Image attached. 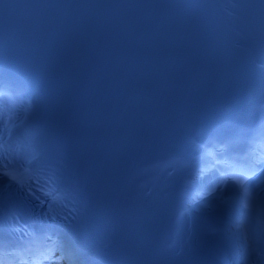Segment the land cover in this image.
Masks as SVG:
<instances>
[{
	"label": "snow or ice",
	"instance_id": "snow-or-ice-1",
	"mask_svg": "<svg viewBox=\"0 0 264 264\" xmlns=\"http://www.w3.org/2000/svg\"><path fill=\"white\" fill-rule=\"evenodd\" d=\"M21 86L17 85L14 81L9 80L7 86H5L3 84L2 81H0V96H6L8 94V92L10 91H16L17 89H19ZM255 173H253L254 175ZM5 175H7L10 180L12 181H17V176L13 173H5ZM228 179H231L233 181H235L236 183H238L246 198H250L251 194L248 191V187H247V180L249 179L248 176L246 175H242V174H236V175H231L230 177H225L224 178V182L226 183ZM41 191H44L43 189H40ZM54 191V190H53ZM47 195H51V193H46ZM30 196H35V193L29 192ZM36 199H39V197H36ZM43 203V202H41ZM244 207L247 208L248 204L245 203ZM255 240H253L251 243L246 244L245 247V253L244 255L240 258L241 261L243 262V264H250V259L251 256L255 253ZM45 259H49L50 257H44ZM0 264H6V262L3 259H0ZM77 264H92L91 258H90V250L89 247L87 245H84L83 247H81L78 250L77 253Z\"/></svg>",
	"mask_w": 264,
	"mask_h": 264
},
{
	"label": "bare ground",
	"instance_id": "bare-ground-1",
	"mask_svg": "<svg viewBox=\"0 0 264 264\" xmlns=\"http://www.w3.org/2000/svg\"><path fill=\"white\" fill-rule=\"evenodd\" d=\"M237 219H238V217H237ZM234 238L238 242L239 247H240V250L243 251V252H245L246 244H248V240H247L245 234L243 232L236 233V234H234Z\"/></svg>",
	"mask_w": 264,
	"mask_h": 264
}]
</instances>
